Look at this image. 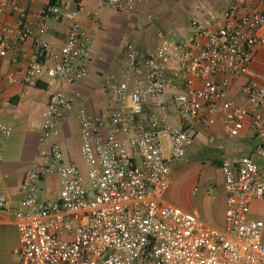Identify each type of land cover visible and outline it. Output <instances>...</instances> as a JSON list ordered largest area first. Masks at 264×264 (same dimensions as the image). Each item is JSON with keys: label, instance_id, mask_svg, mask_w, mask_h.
Instances as JSON below:
<instances>
[{"label": "built area", "instance_id": "2783aa9c", "mask_svg": "<svg viewBox=\"0 0 264 264\" xmlns=\"http://www.w3.org/2000/svg\"><path fill=\"white\" fill-rule=\"evenodd\" d=\"M98 1L125 12L143 0ZM0 13L16 19V25L0 26V57L32 36L33 20L41 36L50 22L71 20L64 45L39 39L25 76L7 78L31 87L44 82L49 89L43 162L24 178L15 211L21 264H264V221L251 214L252 202L264 201V84L251 73L264 45V0H230L213 17V28L192 19L191 35L167 38L159 32L151 50L126 42L118 71L104 79L107 108L93 114L77 109L86 175L59 143L76 106L65 86L85 81L94 59L79 11L64 12L61 0H48L38 12L23 0H0ZM239 78L245 106L229 98V87ZM170 116L178 117L180 126L170 123ZM218 117L230 139L239 137L247 122L256 134L250 154L222 159V228L164 200L172 165L197 135L186 121L210 126ZM11 133L0 120V211L12 204L1 168ZM48 175L59 178V191L56 198L43 199Z\"/></svg>", "mask_w": 264, "mask_h": 264}, {"label": "crops", "instance_id": "0c3cea01", "mask_svg": "<svg viewBox=\"0 0 264 264\" xmlns=\"http://www.w3.org/2000/svg\"><path fill=\"white\" fill-rule=\"evenodd\" d=\"M23 2L29 9L38 12L47 6L48 0H38L34 3L23 0ZM61 2L64 12L79 11L78 21L89 34L88 46L94 55L87 79L65 86V91L75 99L76 106L67 115L61 127L59 143L64 154L70 158L81 146L77 109L83 107L93 114L107 108L108 98L104 79L106 75L118 71V59L126 42H136L143 50L154 49L159 43V32H163L167 38L175 35H191L192 19L201 21L207 28H213V17H218L230 4V0H143L135 8L121 12L101 5L98 0H61ZM181 2L183 5H179ZM172 9L175 10L166 14ZM182 12H185V18L181 16ZM147 15H154V22L148 21ZM70 24L71 20L66 18L59 22H50L46 34L41 36L36 28L37 22L33 20L32 36L21 46L9 50L5 56L0 57V120L7 123L12 130L11 136L5 141V155L1 165L6 174V184L12 196V204L9 210L0 211V264H21L15 252L19 245V232L14 220L15 211L20 207V187L24 178L43 162L40 151L46 148V145L41 143V133L49 100V89L44 82L39 83L37 87H31L20 82L9 83L7 78L10 74L16 78L25 76L29 58L36 50L39 39L43 38L59 47L64 45ZM166 24L176 29L165 27ZM1 25H16V19L9 13H0ZM251 73L257 83L264 84V45L256 51V58L251 64ZM241 83L242 78H239L230 85L229 98L235 104L245 106L246 100L240 91ZM239 96L244 102L240 101ZM186 124L194 126L197 134L195 141L200 140L211 155L207 161L199 162L198 165H181L179 163L181 160L174 163L171 182L176 173L182 169L192 177L190 186L195 185L191 191L193 193L202 180L205 182L213 180L218 183L219 187L209 190L214 199H205V203L208 207H219L224 211L221 225H213L222 228L226 210V195L220 168L222 159L229 155L250 154L256 142V134L247 122L241 135L230 139L224 132L221 117L210 126L203 125L197 119L187 120ZM178 126H180L179 119ZM213 167L216 169H211ZM209 174L210 178H208ZM58 191L59 178L56 175L46 176L43 180L42 198H56ZM166 193L165 202L202 219L195 209H185L167 200Z\"/></svg>", "mask_w": 264, "mask_h": 264}, {"label": "rangeland", "instance_id": "374dc122", "mask_svg": "<svg viewBox=\"0 0 264 264\" xmlns=\"http://www.w3.org/2000/svg\"><path fill=\"white\" fill-rule=\"evenodd\" d=\"M166 5L169 6V4ZM179 5H183V2H181V4ZM170 7L172 8L173 6ZM174 10L175 9H172L166 14H170ZM149 16L147 17V20L150 22H154L153 21L155 18L153 17L154 15L153 16L149 15ZM181 16L185 18V12H182ZM164 26L171 27L172 30L176 29L171 25L166 24ZM238 98L240 99V101L244 102L241 96H239ZM169 121L174 126L175 125L177 126L178 117L170 116ZM186 152L187 153L185 154L184 158L179 162L181 165H188V164L198 165L199 162L207 161V159L211 155L210 152L206 151L205 147L202 145L200 140L194 141L193 144L190 146L189 150ZM65 157L67 158L68 161L72 160V162L75 163L80 168L81 172L84 175H86L87 167L84 163V159L80 149L74 152L72 158H70L67 154H65ZM211 169H216V168L213 167ZM210 176L211 175L209 174L208 178H210ZM191 178L192 177H190L189 173H187L182 169L179 170L176 173V175L173 177L171 186L168 192L166 193L165 198L182 208L195 209L200 215V217L207 223L216 226L221 225L223 221L222 218L224 215V211L222 209H219V207H214V206L208 207V205L205 203V199H210V200L214 199L212 198L213 194L210 193L209 190H213L215 187L217 188V186L219 187V184L214 182L213 180H209L207 182H205V180H202L201 184H198L196 186V189L193 193L191 191H193L192 189H194L195 185L190 186ZM208 192L210 193V195ZM251 214L253 215L254 218L264 221V201H260V200L253 201L251 204ZM263 243H264V236H263Z\"/></svg>", "mask_w": 264, "mask_h": 264}]
</instances>
